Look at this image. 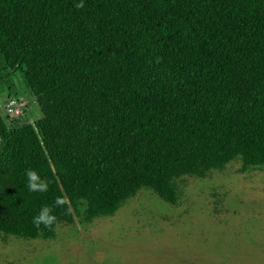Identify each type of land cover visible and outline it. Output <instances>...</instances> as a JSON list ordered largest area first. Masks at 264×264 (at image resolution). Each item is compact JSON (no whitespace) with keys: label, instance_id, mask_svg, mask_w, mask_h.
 Wrapping results in <instances>:
<instances>
[{"label":"trees","instance_id":"1","mask_svg":"<svg viewBox=\"0 0 264 264\" xmlns=\"http://www.w3.org/2000/svg\"><path fill=\"white\" fill-rule=\"evenodd\" d=\"M79 2L0 0V55L41 112L0 114V233L51 237L143 186L174 202L183 175L264 168V0ZM45 205L57 222L38 229Z\"/></svg>","mask_w":264,"mask_h":264},{"label":"rangeland","instance_id":"2","mask_svg":"<svg viewBox=\"0 0 264 264\" xmlns=\"http://www.w3.org/2000/svg\"><path fill=\"white\" fill-rule=\"evenodd\" d=\"M11 96L21 103L13 117ZM0 114L11 128L41 117L23 74L1 55ZM176 182L174 202L143 186L113 213L76 216L51 237L0 233V264H264V168L235 159Z\"/></svg>","mask_w":264,"mask_h":264},{"label":"clouds","instance_id":"3","mask_svg":"<svg viewBox=\"0 0 264 264\" xmlns=\"http://www.w3.org/2000/svg\"><path fill=\"white\" fill-rule=\"evenodd\" d=\"M77 8H83V0L75 5ZM25 176L27 179V188L30 192H47L48 191V181L41 179L40 175L32 168L25 170ZM68 200L65 196H58L54 205L63 207L68 204ZM68 212H71V208H68ZM57 222L56 215L53 214L52 207L45 205L43 206L39 213L33 217V224L39 229L41 225L46 228L51 229Z\"/></svg>","mask_w":264,"mask_h":264},{"label":"built area","instance_id":"4","mask_svg":"<svg viewBox=\"0 0 264 264\" xmlns=\"http://www.w3.org/2000/svg\"><path fill=\"white\" fill-rule=\"evenodd\" d=\"M20 106L21 103L17 98L11 96L6 99L5 109L9 117H13L16 114H19L21 112Z\"/></svg>","mask_w":264,"mask_h":264}]
</instances>
